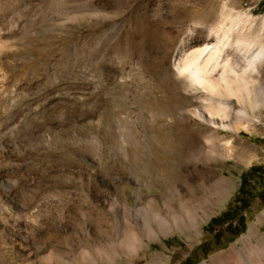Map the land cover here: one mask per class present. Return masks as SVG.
<instances>
[{"label":"rangeland","instance_id":"obj_1","mask_svg":"<svg viewBox=\"0 0 264 264\" xmlns=\"http://www.w3.org/2000/svg\"><path fill=\"white\" fill-rule=\"evenodd\" d=\"M150 1L151 21L171 19L177 9ZM140 3L96 7L88 16L79 7L57 15L27 4L30 11L1 31L10 39L0 49V264H76L82 249L90 254L86 264H181L237 191L240 174L251 166L264 170V107L244 120L231 115L234 134L193 118L185 111L192 104L168 98L155 72L166 65L173 76L179 42L192 50L195 22L205 17L212 25L237 24L235 34L244 26L264 45V0H184L194 19L165 64L133 30ZM227 140L235 148L230 153ZM174 148H193L183 174L222 176L227 194L196 230L149 236L143 211L148 200L161 202L160 191L173 180L167 156ZM201 188L208 194V183ZM262 212L256 200L244 232L198 264H235L233 252L247 253L242 237L249 227L264 233V221L256 222ZM133 242L139 247L131 253L125 246Z\"/></svg>","mask_w":264,"mask_h":264},{"label":"bare ground","instance_id":"obj_2","mask_svg":"<svg viewBox=\"0 0 264 264\" xmlns=\"http://www.w3.org/2000/svg\"><path fill=\"white\" fill-rule=\"evenodd\" d=\"M139 1L143 3H140V7H136L132 13L137 16V23L133 30L141 38L152 42L155 50L164 55L165 64L176 40L184 33L187 22L194 19L189 12L190 9L181 6L184 0H160L170 4L176 3L173 4L177 9L171 19L157 17L152 21L149 19L148 9L150 0H0V49L6 44L5 39L9 38V34L4 32L2 34L1 31L10 22L19 20L27 11H30L26 8L27 4L36 8H51L54 14L62 15V13H71L78 7L84 11L83 14L92 8L97 10L96 7L104 10L109 7L118 10L122 6L130 3L137 4ZM104 15L107 14L104 13ZM84 16H88L87 13ZM197 20L195 23L200 27L196 30L195 38L190 41V44L195 47L186 52L183 49L186 43L183 38L181 39L178 47L180 54L176 52L172 57L173 76L168 75L166 65H157L155 72L163 75V91L168 98L180 100L178 102L180 107H182L181 102L189 101L192 104L185 111L193 118L210 121L220 129L236 134L237 122H232L231 115L236 117L235 120H244L264 107V45L257 41L251 31L244 26L235 34L237 24L232 25L221 21L212 25L206 17ZM12 35L14 36L11 33L10 36ZM209 35L214 38V43L205 42L198 45L199 40L204 41ZM254 47H256L255 52H253ZM173 77H178L179 82H175ZM180 90L189 94H182ZM233 104L238 105V108L234 110ZM181 143L185 145L184 141ZM232 146V143L227 140L224 150L230 153L235 149ZM192 149L174 148L168 154L167 162L170 164L173 180L171 183L167 182L170 184H167L166 189L165 186L163 187L164 191L159 190L162 195L159 204H155L152 200H148L145 204L142 229L147 235L154 236L155 232L167 234L172 230H196L205 220L214 202L226 196L227 187L222 176L206 177L203 172L190 175L182 173L181 164L194 156ZM236 149L237 152L241 150ZM203 183H208V194H205L201 188ZM151 196L155 195L151 194ZM209 198L211 202L208 201ZM263 221L264 212L256 218L257 224ZM151 227H155V231ZM242 241L247 253L245 255L233 252L235 256V262H233L253 264L254 259V262L258 263L264 256V233L260 232L258 226H250L247 233L243 235ZM138 247L135 242L125 246L131 253H134ZM96 255H100V252L96 251ZM89 256V252L82 249V260L76 264H86L85 261Z\"/></svg>","mask_w":264,"mask_h":264},{"label":"trees","instance_id":"obj_3","mask_svg":"<svg viewBox=\"0 0 264 264\" xmlns=\"http://www.w3.org/2000/svg\"><path fill=\"white\" fill-rule=\"evenodd\" d=\"M239 179V187L225 209L203 228L207 234L205 239L181 264H198L208 255L225 248L244 232L247 221L245 215L250 211L252 204L256 200L260 205L264 204V170L259 166H251L240 174ZM260 182H263V187L257 188ZM225 233L228 238L223 240Z\"/></svg>","mask_w":264,"mask_h":264}]
</instances>
